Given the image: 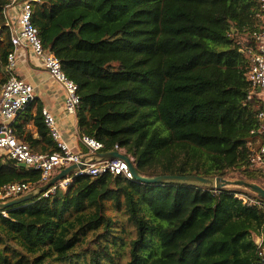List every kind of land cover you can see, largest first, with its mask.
<instances>
[{
    "label": "trees",
    "instance_id": "16d2710c",
    "mask_svg": "<svg viewBox=\"0 0 264 264\" xmlns=\"http://www.w3.org/2000/svg\"><path fill=\"white\" fill-rule=\"evenodd\" d=\"M10 1L0 0V87L12 49L2 14ZM31 8L44 48L77 85L78 137L102 142L103 153L123 148L144 177H219L264 188V173L250 163L264 103L257 92L246 99L245 79V51L264 14L259 0H38ZM41 111L33 101L25 123L12 127L33 152L50 153L56 147ZM11 182L26 184L27 193L45 185L40 171L4 156L0 188ZM229 188L82 175L66 191L0 209V264H116L125 244L124 264H256L264 209L240 195L263 200ZM109 210L131 224L127 242L125 231L115 235Z\"/></svg>",
    "mask_w": 264,
    "mask_h": 264
},
{
    "label": "built area",
    "instance_id": "2783aa9c",
    "mask_svg": "<svg viewBox=\"0 0 264 264\" xmlns=\"http://www.w3.org/2000/svg\"><path fill=\"white\" fill-rule=\"evenodd\" d=\"M38 0H11L4 5L2 14L5 19L4 26L9 34L12 49L7 54L4 65L5 82L0 87V161L6 158L15 160L18 164L23 163L26 168L40 171V181L46 184L54 173L75 164L82 165L70 175L58 180L47 191L40 193L41 197H49L57 191H66L74 182L75 178L88 175L99 177L102 175L120 176L125 180H134L129 164L120 158L93 160L92 155L103 153L104 145L93 137L82 135L78 137L79 143L86 152H74L63 141L55 117L45 108L41 114L43 123L48 131L55 151L50 153L33 152L29 145L16 137L12 127L17 116L22 113L35 99L34 86L25 81L18 74V56H33L41 64L49 78L64 93L63 112L70 117L76 118L80 106L77 85L70 80L62 71L59 60L44 48L37 28L31 22V3ZM260 9L264 12V0H259ZM251 38L255 45L245 51L248 59V71L245 79L249 90L247 100L264 89V26L253 31ZM258 126L251 134L259 135V149L250 158L251 166L261 169L264 173V109L257 114ZM125 155V150L115 145L113 150ZM127 157V156H126ZM134 164L132 157H127ZM28 186L24 183L11 182L0 188V203L16 199L20 194H27ZM243 203L249 206H257L264 209V201L254 197L240 195ZM6 216L4 211H1ZM260 234L254 235L256 244L260 246L264 238V223ZM260 261L256 264H264V248L258 251Z\"/></svg>",
    "mask_w": 264,
    "mask_h": 264
},
{
    "label": "crops",
    "instance_id": "0c3cea01",
    "mask_svg": "<svg viewBox=\"0 0 264 264\" xmlns=\"http://www.w3.org/2000/svg\"><path fill=\"white\" fill-rule=\"evenodd\" d=\"M257 18L260 23L259 28L264 26V14H258ZM17 61L19 76L34 86L35 103L47 109L55 117L62 139L69 148L74 152H82L78 142L76 118L67 116L63 112V91L49 78L41 64L33 56L19 55ZM24 119L23 113H20L14 123L22 125L25 123ZM25 127L31 131L33 138L38 137L31 122L25 124Z\"/></svg>",
    "mask_w": 264,
    "mask_h": 264
},
{
    "label": "water",
    "instance_id": "95a60500",
    "mask_svg": "<svg viewBox=\"0 0 264 264\" xmlns=\"http://www.w3.org/2000/svg\"><path fill=\"white\" fill-rule=\"evenodd\" d=\"M115 158H120L129 164L134 180L148 185L164 184V183L191 184V185L206 187L212 191L230 186H235V187H242L250 191L251 193L257 195L259 198H261L264 201V188H262L260 185L255 183L246 182L242 180L229 181L219 177H199L193 175H186V176L166 175V176H158V177H144L138 174V172L136 171L134 166L130 163L128 158L121 153H118L116 151H109L104 153H95L92 155L93 160H105V159H115ZM18 166L21 168L25 167L23 163H19ZM81 167L82 165L73 164L67 167L66 169L61 170L54 177H52L45 185H43L38 192L27 193L21 197L10 200L6 203H2L0 204V209L2 210L7 209L32 200L38 194L47 191L58 180L65 178L66 176L70 175L74 170Z\"/></svg>",
    "mask_w": 264,
    "mask_h": 264
},
{
    "label": "rangeland",
    "instance_id": "374dc122",
    "mask_svg": "<svg viewBox=\"0 0 264 264\" xmlns=\"http://www.w3.org/2000/svg\"><path fill=\"white\" fill-rule=\"evenodd\" d=\"M2 72H3V69H2ZM257 94H258V97L261 99V101L264 103V89L261 90L260 92H258ZM257 143H258V141H257ZM255 144L256 143H253L252 144V146L254 148H255ZM254 148H253V150H255ZM54 174L56 175V173H54ZM255 184H257V183H255ZM258 185H260V184H258ZM230 187L231 188H229V189H240V188H236L235 186H230ZM107 213L117 223V225L114 228V231L116 233L115 235H119L121 233V231H125L126 233L120 234V235L122 236L123 241L124 242H127L128 239L133 235L132 234L131 224H129L127 222L126 217L122 213L115 212V211H112V210H109ZM127 246L128 245L125 244L122 248H118L119 255L117 254V258L115 260L116 261V264H124V262H125V260L127 258Z\"/></svg>",
    "mask_w": 264,
    "mask_h": 264
}]
</instances>
